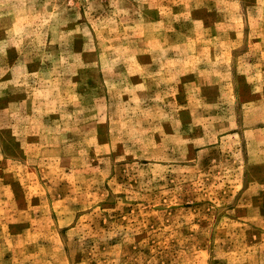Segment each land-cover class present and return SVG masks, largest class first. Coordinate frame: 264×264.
I'll return each instance as SVG.
<instances>
[{"label": "rangeland", "instance_id": "374dc122", "mask_svg": "<svg viewBox=\"0 0 264 264\" xmlns=\"http://www.w3.org/2000/svg\"><path fill=\"white\" fill-rule=\"evenodd\" d=\"M0 264H264V0H0Z\"/></svg>", "mask_w": 264, "mask_h": 264}]
</instances>
